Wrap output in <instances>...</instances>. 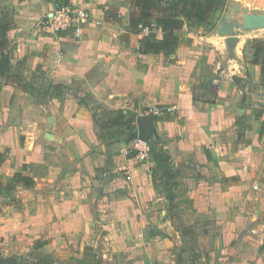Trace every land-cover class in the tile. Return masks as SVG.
I'll return each instance as SVG.
<instances>
[{
  "label": "crops",
  "instance_id": "1",
  "mask_svg": "<svg viewBox=\"0 0 264 264\" xmlns=\"http://www.w3.org/2000/svg\"><path fill=\"white\" fill-rule=\"evenodd\" d=\"M55 1L0 0V7L15 10V27L7 32L13 57L8 72L0 74V151L9 149L0 166V180H9L26 163L46 165L42 178L28 168L21 172L32 178V186L18 184L0 196V264H82V258L73 257L70 251L81 250L84 244L106 257L124 251L116 264H196L188 257L150 260L140 254L151 248L167 252L174 244L170 242V220L178 228L175 219L179 216L190 218V223L216 220L225 246L234 239L241 243L239 248L248 239L255 244L250 233H259L260 225L243 232L247 215H237L236 221L235 213L226 210L236 197V190L230 189L235 182L229 176L237 172L231 161L226 163L225 156L231 151L224 140L237 135V120L243 114L236 111L256 106L259 92H264L254 84L259 81L255 72L261 65L251 62V53L244 56L245 40L261 36L258 30L263 28L243 22L219 26L192 33V42L182 46L180 41L169 56L143 54L139 51L141 37L129 27L131 0H62L92 16L83 24L79 38L69 31L46 34L39 30L38 17L49 13ZM225 52L232 57H226L227 66L219 62ZM235 63L243 69L237 70ZM215 80L219 84L214 85ZM238 82L245 85L238 86ZM40 89L45 98L41 94L38 100L40 94L33 91ZM156 105L174 108L153 116L168 140L165 150L174 166L175 177L168 179L175 183L171 208L166 190L145 172L144 177L135 178L132 175L139 171L130 167L131 176L121 177L116 171L124 165L107 163L102 160L104 154L96 161L97 153L89 152L104 129L97 124L101 109L127 112ZM27 117L45 121L41 130L49 146L41 143V132L33 134L24 126ZM246 122L245 131H256L259 138L262 125L249 129L251 120ZM46 150L52 152L53 161L46 162ZM14 199L15 203L10 202ZM155 221H160L156 224L161 229L134 247L135 235ZM92 226L95 237L85 241ZM179 232L175 236L178 243L188 245L193 240L181 235L182 229ZM248 255L212 257L202 264H259L260 258ZM17 259L23 260L18 263Z\"/></svg>",
  "mask_w": 264,
  "mask_h": 264
},
{
  "label": "rangeland",
  "instance_id": "2",
  "mask_svg": "<svg viewBox=\"0 0 264 264\" xmlns=\"http://www.w3.org/2000/svg\"><path fill=\"white\" fill-rule=\"evenodd\" d=\"M128 1L129 0H127V2ZM166 1L168 3L174 2V0ZM215 1L218 5V8L210 14L209 19L207 21L199 22L196 19L187 18L183 20V26L179 31L182 46H186L192 42V33L197 34L198 31L200 33H205L215 27L235 25V23L243 22L246 25L252 24L253 27L263 28L262 30H258V33H260L261 36L245 40V48L247 50H245L244 56L248 57L249 53H252L251 48L254 45L253 40L260 39L264 41V0ZM128 3H130V1ZM7 7L8 9L12 8L10 6ZM10 11L11 10H9V15L11 14ZM225 54L220 56L219 62L224 63L225 66H227V63H229L230 61L227 60L226 62V57L228 56V59H232V57L231 53L229 52H225ZM237 54H239L240 56V51H237ZM215 58H217V56H215ZM235 67L237 70H239L240 64L237 65V63H235ZM240 69L243 68L241 67ZM255 75H257V79H259V81L254 82V84L256 85L259 84L256 90L260 88L262 91L264 88V68H262L257 73L255 72ZM245 80L248 82L247 79ZM214 83V85L219 84L217 80H215ZM241 84L242 87L245 85L242 82H238V86ZM33 92L35 94H40L36 96L37 98L35 99L39 100L41 94L42 98H45V91L43 89ZM259 95V98L261 100L259 99V102H256V106L254 105L250 108L248 107L246 111H243L242 109H240V111H236L237 115L239 116L240 114H243L238 117L237 120V129H235L237 135H230L228 136V140H224L226 141L227 146H229V149L227 147V150L231 151L225 156L226 163L231 161V166L235 167V171L237 172L236 175L233 174L232 176H229L233 179V182H235L233 188L230 187V189L232 191L236 190V192L234 191L236 197L234 198V200H230L229 207L226 210H230L231 214L233 212L235 213L234 217L236 221H238L237 215L241 213L242 215H245L244 217H246L247 215L248 220L244 224L245 230H243V232L248 231V229L251 230L252 225H260L259 233H250L251 236L256 238L255 240H257V242L253 244L251 242L253 241L252 239L245 240V244L243 245L245 249H243V246L242 248H239V245L241 243L234 239L230 244L225 246L220 241L221 228L218 224H216V220L194 219L193 222L190 223V218L188 219V217L186 216H179L175 219L177 221H175L176 225L179 226L178 228H174L173 219L170 220L169 229L172 234L170 236V239L172 241L170 242L174 244L171 245L167 252L166 250L165 252L162 251L164 250V248H155L156 250H152L151 248L150 250L140 252V254H143V257L148 256V259L150 260H152L154 257L158 259H165L170 256L176 257V259L181 257L183 259L184 257V259L187 260L188 257V259L195 260L196 264H202L206 260H211L212 257L217 258L218 256H227L229 258H232L244 252L249 253L248 256L251 257L252 255H254V259L260 258L259 264H264V92H259ZM148 108H143L140 111H136L133 109L130 111L128 110L127 112L110 111L106 110V108L103 110L101 109V117L97 124L100 127L102 126L101 128L104 129L98 134L99 141L90 144L89 152L97 153L98 156L95 159L96 161H99L97 158H100L104 154L102 160L107 161V163H115L117 167L124 165L122 170L116 171L117 174L121 177L131 176L128 171H130V167H135L139 172H136L132 176H134L135 178H141V176H145V174L143 173L145 172L152 180L157 181L158 185H160L161 190L164 189V191H171L172 186L169 185L171 181L164 176V170L159 169L155 163V155L160 151L166 152L165 144L168 140L164 138L162 132L157 129L158 125L155 123L156 121L154 122V117L147 113ZM41 112L45 113L42 110H36L37 114H40ZM28 117L25 119V123H23L24 126H26V128H28V130L31 131L33 134H35L36 131H38L39 133L41 132L40 141L41 143H44V146L47 145L46 143L48 142V139L42 135L43 132L41 130L45 129V121L39 118L40 122H38L39 120L33 122ZM247 120H251V123L249 124V129H251V125H254L255 127L257 125L263 126V130L262 132H260L259 138L256 131L255 134L253 133V131H251V133L245 131L246 126L244 125H248L246 124ZM147 122L154 123L152 126H148ZM143 133L151 139V154L147 161L142 163L135 158L134 153L131 151V149L132 140L134 139V137ZM252 140L255 141L254 145H252ZM47 146H49V144ZM47 146L45 147V149L47 148ZM44 154L46 162L53 161L54 158L52 152L46 150L44 151ZM23 165H25V167ZM23 165L20 167V172L25 173L27 172L26 169L28 168L30 172L39 175L40 178L43 177L46 171L45 163H26ZM168 167V170L171 172L174 166L172 165V162L170 160ZM97 172L100 171L98 170ZM163 181L166 182L165 185L161 183ZM5 182L7 181L0 180L1 185L5 184ZM255 184L258 185L257 188L254 187ZM161 190L159 192H161ZM5 194L6 192L0 194V196ZM10 202L15 203L16 201L14 199L10 200ZM159 207L160 206L156 208L157 211H159ZM178 211V209H175L174 212ZM182 213L183 215H186V213H184V210ZM231 220H234V218L232 217ZM156 223L160 224V221H155V224H152L153 226L150 225L149 229L145 228L142 234H136L135 236H137L138 238H134L135 241L132 243V245L134 246L136 243L139 244V242L145 243L144 241L151 239V233L156 232V230L158 231V229H161L158 228V225ZM171 227L173 228L171 229ZM189 227H191V230ZM179 229H182L181 235H185L189 239H193L192 241L189 240L188 245L185 243H178L177 239L175 238L177 233H180ZM192 231H194L193 236L189 235V232ZM95 233L96 229L93 226L90 227V231L85 235L84 240L87 241L95 237ZM173 237L176 239V241L173 239ZM155 239H157V237H155ZM247 245L253 248L246 249ZM191 247H194L195 249L191 250ZM136 248L133 249L134 253L137 252ZM106 252L109 253L110 251L106 250ZM116 252L111 253L109 256L106 257L103 255V253L97 251L92 245L85 244L81 250L70 251V253L73 254V257L79 256V258H82V264H116L117 259L119 257H122L124 251ZM214 252L216 254H212ZM56 256H58L57 252L55 257ZM22 260L23 259H17L16 262L19 263L22 262Z\"/></svg>",
  "mask_w": 264,
  "mask_h": 264
},
{
  "label": "trees",
  "instance_id": "3",
  "mask_svg": "<svg viewBox=\"0 0 264 264\" xmlns=\"http://www.w3.org/2000/svg\"><path fill=\"white\" fill-rule=\"evenodd\" d=\"M21 1V0H19ZM59 1V0H58ZM218 8L215 0H174L168 3L166 0H131L129 27L135 34L138 33L139 26H148L151 32L140 39L139 51L143 54H156L162 52L169 56L180 45L179 31L183 26V20L196 19L199 22H205L210 14ZM9 10L10 15H9ZM15 10L8 9L7 6L0 7V74L4 75L9 70V64L13 57L14 47L9 46L7 32L15 27ZM160 32L161 37H157ZM251 62L259 64L264 68V41L260 39L253 40ZM263 126L261 128V132ZM8 148L0 151V166L6 160ZM151 154V152H150ZM156 165L164 170V176L173 179L175 176L168 169L169 155L165 151H160L155 155ZM25 167V165H23ZM32 178L17 171L12 178L3 185L0 183V194L12 192L16 185L21 184L24 187L32 186ZM169 185H175L170 182ZM167 198L170 200V208L173 206L172 200L174 194L166 190ZM42 242L39 245H44ZM7 261L10 258L6 259Z\"/></svg>",
  "mask_w": 264,
  "mask_h": 264
},
{
  "label": "built area",
  "instance_id": "4",
  "mask_svg": "<svg viewBox=\"0 0 264 264\" xmlns=\"http://www.w3.org/2000/svg\"><path fill=\"white\" fill-rule=\"evenodd\" d=\"M92 16L86 9L70 6L68 3L60 0L55 1L53 9L46 14L38 17L37 24L39 30L46 34H56L67 32L79 38L82 34L83 24L88 23ZM151 32L148 26H139L137 35L142 37ZM171 106L159 107L154 106L147 109V113L151 116H158L165 113L173 112ZM135 158L139 162H146L151 152V139L148 136L137 135L132 140V149ZM258 187L257 184L254 185Z\"/></svg>",
  "mask_w": 264,
  "mask_h": 264
},
{
  "label": "water",
  "instance_id": "5",
  "mask_svg": "<svg viewBox=\"0 0 264 264\" xmlns=\"http://www.w3.org/2000/svg\"><path fill=\"white\" fill-rule=\"evenodd\" d=\"M140 136H147V135H145V134H140Z\"/></svg>",
  "mask_w": 264,
  "mask_h": 264
}]
</instances>
